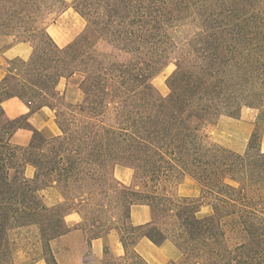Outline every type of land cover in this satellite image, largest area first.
<instances>
[{
    "label": "trees",
    "instance_id": "obj_1",
    "mask_svg": "<svg viewBox=\"0 0 264 264\" xmlns=\"http://www.w3.org/2000/svg\"><path fill=\"white\" fill-rule=\"evenodd\" d=\"M58 1L62 10L73 7L90 28L65 46L55 42L44 20L36 25L51 3L0 0V38L17 36V42L33 45L29 59L19 58L24 68L9 69L20 90L7 91V78L0 83V116H5L2 102L11 96L32 110L51 106L45 102L33 107L31 96H52L62 78L79 76L76 84L84 94L80 111L65 116V124L59 121L62 134L54 137L28 123L33 137L19 145L11 138L27 116L0 121V264H16L20 247L13 233L31 226L38 234L31 247H21L35 254L28 264L41 259L60 264L51 241L71 227L62 205L49 206L41 190L57 182L65 188L66 202L76 201L92 195L83 189L73 196L86 180L102 182L107 194L123 187L132 198L119 226L125 252L104 264H150L135 247L142 237L157 245L172 241L182 257L171 264H264L261 132L254 129L243 153L208 143L203 133L204 122L225 106L219 90L221 66L234 59L264 58V0ZM100 39L131 59L122 62L98 50ZM48 58L56 77L36 72ZM172 62L177 65L169 77L172 92L164 96L150 79ZM116 164L134 170L133 185L117 180ZM28 165L35 169L32 177L26 175ZM185 175L201 186L200 195L167 191V183ZM134 204L149 205L160 222L131 224ZM103 233H93L90 240Z\"/></svg>",
    "mask_w": 264,
    "mask_h": 264
},
{
    "label": "rangeland",
    "instance_id": "obj_2",
    "mask_svg": "<svg viewBox=\"0 0 264 264\" xmlns=\"http://www.w3.org/2000/svg\"><path fill=\"white\" fill-rule=\"evenodd\" d=\"M39 1L41 3H43V1H48V3H51V7L49 10L45 7L43 8V11L41 12L42 18L38 20L36 25H39L40 21L44 20L47 26L50 25V32L55 37L62 38L63 42L61 43L72 42L80 33L90 32L88 25L84 28L82 27V22L80 23L79 21L80 17L74 12L73 7L67 6V8L69 7L71 9V13L74 12V15L70 16L68 20L63 23L60 17L61 13L63 12L62 2H59L58 0ZM65 1L69 5L72 2V0ZM262 6H264V4H262ZM262 17H264V14ZM37 33L41 34V31H38ZM17 41V36L0 38V65L7 69L14 70L16 66L19 67V70L20 68H24L19 58L8 59L3 54L6 48L17 43ZM97 49L111 53L117 60L122 62H128L131 59L130 55L114 49L104 39H100L98 41ZM235 61L236 59L226 63L225 66H221L219 77L222 78L223 83L222 85H219V90L222 93L220 95L223 101L222 103L225 106L220 110L222 113H213L209 116V121L204 122L203 132L205 133L207 130L215 128L218 116H229V112L238 115V118L233 117L234 119L251 122L256 131L261 132L262 127L264 126L263 117L261 118V112H264V58L260 59V61L252 58L248 62L245 60L239 61V59L236 62ZM37 66L38 69L36 72L38 74L51 75L55 77L58 75V71H56L53 62H51L49 58ZM176 68V63L172 62L150 79V82L155 87V89H157V91L164 96H168L172 92V88L169 84V77ZM60 81H62V83H64V81L70 82V84L74 87V91L79 92L83 98L80 101L75 102V97L69 95V98L67 99L61 94L59 89L57 90L58 92H54L52 84L50 90L51 92L53 91L52 96H41L33 92L31 98L33 100V107H37L45 102L49 103L52 107H55L57 109L56 121L58 124L59 121L65 124L68 121L65 116H69L70 113H73V111H80L79 105L83 103L84 94L81 89H78L76 84V82L80 81L79 76L72 79L62 78ZM6 84L7 91L9 92H17L20 90V82L13 75L7 77ZM4 92H6V90ZM2 93L3 92H1L0 95H2ZM6 118V116H0V121L2 123L6 122ZM20 123L24 126L21 129L31 133V137H33L34 133L29 128L27 121L22 119ZM60 134H62V131ZM207 141L208 143L222 144L213 138H207ZM22 145L25 146L27 144ZM255 146L257 147V143H255ZM124 169L134 174V170H130L127 166ZM25 172L27 176L32 177L35 173V169L33 166L28 165L25 168ZM118 175L120 176V174ZM110 182L111 184L115 185L114 181L110 180ZM136 182L139 184V179H137ZM98 183L90 180L79 183V188L73 192V196H76L78 191H82L83 189L90 190L92 195L85 194L81 197H78L76 201L69 200L68 202H66L67 199L64 195L65 188L60 183L55 182L51 186H47L41 190V196L49 206L62 205L61 210L65 211V220L71 227V230L68 233L61 235L51 241V246L55 256L60 258L63 261V264H67L64 261L70 262L79 257L86 259L91 256L90 243L92 240L90 239L93 233L103 230L105 233L102 235L106 236L108 233L112 235L113 233L121 232L119 226L121 225L122 220L125 219L129 208V202L132 198L130 194H128V192L123 189V187H119L116 193L111 192L107 194V188L102 184V182ZM174 183H176L175 180L173 182L167 183V187L169 188V186ZM161 192L162 188L160 189V193ZM88 200H91L90 205H86ZM205 209L206 208H204L203 211H205ZM74 212L80 214V221L77 222L76 219L71 215ZM83 215H85L86 219L82 217ZM112 216H114V219ZM161 219L168 222L167 218L161 217ZM93 223L96 225V227L92 226ZM37 234L38 229L35 226L15 230L13 233V238L16 239L20 247L15 255L16 264H28L31 262V259L35 256V254L32 252L30 254L26 253L21 247H31L32 242H34ZM134 237V235L129 234V238L131 240L134 239ZM108 257L112 256L110 254H104L102 261L103 264L105 263V259ZM34 264L47 263L44 259H41ZM92 264H95V261H93Z\"/></svg>",
    "mask_w": 264,
    "mask_h": 264
},
{
    "label": "crops",
    "instance_id": "obj_3",
    "mask_svg": "<svg viewBox=\"0 0 264 264\" xmlns=\"http://www.w3.org/2000/svg\"><path fill=\"white\" fill-rule=\"evenodd\" d=\"M71 12L72 11L69 7L63 10L60 15L63 23H65L70 16H73L75 12L80 17L79 21L80 23L82 22V27L84 28L87 26L86 20L77 11L74 10L73 13ZM49 28L50 25L47 26V30L59 46H65L70 43H61L63 42L62 38L55 37L50 32ZM32 53L33 48L29 42H17L8 48L3 54L8 59L21 58L27 60L31 57ZM10 75H12V73L9 69L0 65V83ZM58 89L67 99L69 98V95L75 97V102L80 101L83 98L79 92L74 91V87L70 84V82L64 81V83H62V81H60ZM2 107L4 109L5 116L9 119L26 115L27 123L38 129L46 137H54L61 133V128L56 121L57 109L55 107L43 105L40 108L32 110L27 102L18 96L6 98L2 102ZM253 131L254 127L251 122L234 119L233 117L227 115H220L217 117L215 128L209 129L206 133H203L206 134L207 138H213L236 152H243L246 151L248 147ZM31 138V133L19 128L14 132L11 140L16 144L22 145L28 144L31 141ZM259 148L262 152H264V126L261 130ZM125 167V165L116 164L113 169L114 175L120 182L126 185H133L135 182L134 174L124 169ZM128 168L130 170L132 169L130 167ZM118 174H120V176ZM167 191L171 194L195 197L200 195L201 186L192 177L185 175L180 181L170 185ZM204 208H206V212L208 208ZM71 215L77 222L81 220L79 213L74 212ZM129 222L133 225H141L148 222L158 223L160 220L149 205L134 204L130 210ZM106 246L109 248V254L112 257H119L125 252L119 233H113L112 235L108 233L106 236L92 239L90 243L91 256L88 258L85 259L83 257H79L73 261L64 262L67 264H92V262L95 261V264H103L102 261ZM135 247L136 250L150 264H171V262L177 261L182 257V253L179 248L170 240H166L157 245L148 238L142 237L137 241ZM56 258L60 264H63V261L60 258L57 256Z\"/></svg>",
    "mask_w": 264,
    "mask_h": 264
}]
</instances>
